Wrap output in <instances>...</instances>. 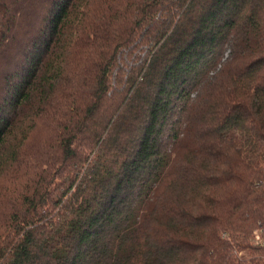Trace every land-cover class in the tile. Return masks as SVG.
I'll list each match as a JSON object with an SVG mask.
<instances>
[{"label": "trees", "instance_id": "16d2710c", "mask_svg": "<svg viewBox=\"0 0 264 264\" xmlns=\"http://www.w3.org/2000/svg\"><path fill=\"white\" fill-rule=\"evenodd\" d=\"M0 264H264V0H0Z\"/></svg>", "mask_w": 264, "mask_h": 264}]
</instances>
